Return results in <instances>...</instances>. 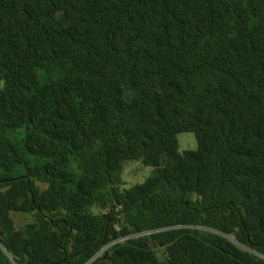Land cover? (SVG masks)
<instances>
[{
  "label": "trees",
  "instance_id": "16d2710c",
  "mask_svg": "<svg viewBox=\"0 0 264 264\" xmlns=\"http://www.w3.org/2000/svg\"><path fill=\"white\" fill-rule=\"evenodd\" d=\"M0 77V264H264V0H0Z\"/></svg>",
  "mask_w": 264,
  "mask_h": 264
},
{
  "label": "rangeland",
  "instance_id": "374dc122",
  "mask_svg": "<svg viewBox=\"0 0 264 264\" xmlns=\"http://www.w3.org/2000/svg\"><path fill=\"white\" fill-rule=\"evenodd\" d=\"M4 87H5V80L0 77V90H3ZM178 140H179L181 152L186 150H196L198 148L197 139L194 133L191 132L180 133L178 135ZM149 168L153 170L152 166L145 165L140 161H129L125 166L124 172L122 173V179L125 183V186L141 178H144L146 180L150 176L147 175ZM125 171H127V174L129 176L128 180L124 179ZM14 216L19 226H23L25 223L32 220V217L25 213H15Z\"/></svg>",
  "mask_w": 264,
  "mask_h": 264
},
{
  "label": "clouds",
  "instance_id": "9594fccd",
  "mask_svg": "<svg viewBox=\"0 0 264 264\" xmlns=\"http://www.w3.org/2000/svg\"><path fill=\"white\" fill-rule=\"evenodd\" d=\"M151 172H152V169L149 168L147 175H151ZM124 179L125 180H128L129 179V176L127 174V171H125V173H124ZM144 182H145V179L144 178H141V179H138V180L132 182L131 184L126 185V187L131 188V187H134L135 184H143ZM90 211H91V214H93V215H100L103 212V209H101L98 206H95Z\"/></svg>",
  "mask_w": 264,
  "mask_h": 264
},
{
  "label": "built area",
  "instance_id": "2783aa9c",
  "mask_svg": "<svg viewBox=\"0 0 264 264\" xmlns=\"http://www.w3.org/2000/svg\"><path fill=\"white\" fill-rule=\"evenodd\" d=\"M111 245H112V244H108V245H106L104 248H102V249L97 253L96 257H98V256H100V255H102V254H104V253L106 252V250H107Z\"/></svg>",
  "mask_w": 264,
  "mask_h": 264
}]
</instances>
